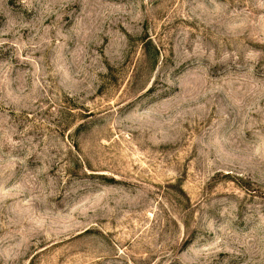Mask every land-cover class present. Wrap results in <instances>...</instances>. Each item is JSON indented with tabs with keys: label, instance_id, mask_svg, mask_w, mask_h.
Returning <instances> with one entry per match:
<instances>
[{
	"label": "rangeland",
	"instance_id": "obj_1",
	"mask_svg": "<svg viewBox=\"0 0 264 264\" xmlns=\"http://www.w3.org/2000/svg\"><path fill=\"white\" fill-rule=\"evenodd\" d=\"M0 264H264V0H0Z\"/></svg>",
	"mask_w": 264,
	"mask_h": 264
}]
</instances>
